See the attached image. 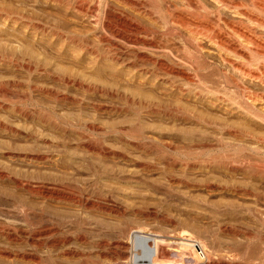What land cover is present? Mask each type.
Returning a JSON list of instances; mask_svg holds the SVG:
<instances>
[{"label":"bare ground","instance_id":"obj_1","mask_svg":"<svg viewBox=\"0 0 264 264\" xmlns=\"http://www.w3.org/2000/svg\"><path fill=\"white\" fill-rule=\"evenodd\" d=\"M44 1L67 3V0ZM75 1L77 3V0ZM98 1V8L74 2L76 9L88 19L89 25H86L90 28L88 27L82 35L70 34L67 37L69 42L79 45L82 51L93 59L105 58L113 65L121 66V70L128 74L126 80L129 79L139 88L147 87L154 92V96L142 94L139 95L141 97H138L137 93H119L115 96L121 101L119 105L107 104V100H92L90 105L95 111H123L132 117L129 125L125 123L111 126L112 128L105 129L104 134L117 136L137 148L151 149L154 153L161 154L164 148V151H168L172 146L156 138V135L146 134L147 127L143 122L162 119L200 128L202 131L199 129V137L207 138L201 140L198 137L201 140L198 143L201 144L193 145L194 149L211 145L213 148H238L234 153L240 154L230 157L229 162L222 167L239 178L229 181L227 191L243 197L246 203L232 205L231 210L234 208L244 219H251L258 228L252 227L255 224L250 226L242 220L218 221L217 228L220 232L234 237L241 235L244 243H237V253L232 249L235 253L228 252L229 254L218 253L221 248L217 245L218 251L217 247L214 251L216 257L214 252L211 253L216 242L212 245L211 239L210 242L206 240L212 245H208L211 249L208 251L203 248L205 245L194 242V239L189 242H171L162 235L145 234L140 232V229L138 232H132L126 223L122 228L118 227L121 229L119 237L121 235L125 240V236L132 232L135 240L132 248L124 241L110 243L108 241L111 239L106 240L105 236H101L94 243V247L101 255L104 253L111 258L108 259L111 260L108 264H264V190L253 187L254 180L264 184V0H180L190 8L187 13L171 10V7L175 6L174 0H117L130 5L131 14L107 0ZM18 11L13 12L12 8L2 5L0 17L14 23L19 22V25L31 30L43 32L47 28L51 34H57L59 37L63 35L59 29L56 30L57 26L51 25L48 20V23L39 18L34 20L31 15ZM114 15L123 21L120 29L112 22ZM139 16L149 22L139 20ZM153 24H159L163 30L176 29L178 33L174 34V38H167L163 30L161 29V33ZM171 38L173 40H170ZM114 41L124 45V49L113 44ZM29 65V62H24L23 68L30 70ZM49 75L55 76L51 72ZM61 95L53 94L56 103H78V99ZM29 101L31 105L38 104L33 100ZM190 105L205 107L218 115L204 114L199 108L200 111ZM30 111L32 115L38 113L39 117L45 118H41L42 122H48L51 128L62 132L70 131L82 135L92 128L78 120L57 118L53 109L39 107L38 111ZM0 133L19 136L26 141L23 144H10L11 146L0 148V158L17 163L16 166H5V163L0 161V184L5 183L12 187L11 191L0 190V264H101L100 260L91 258L90 251L81 247L91 236L90 232L88 234V231L84 230L90 224L85 216L78 213L74 218L62 217L51 208L52 211H49L47 203L60 207H76L79 211L93 209L113 217L123 216L125 209L112 200L113 195H100L103 191L99 190L102 182L110 178L106 169L92 160H87L84 167L75 168L73 163V166L68 164L70 168L72 166L74 174L85 175L78 178L68 173L69 171L64 172L65 169H62V172L59 165L68 163V160L75 161V150L81 149L84 153H97L100 156H115L116 153L91 141L76 149L67 143L53 142L45 137L44 133L18 131L9 126L0 125ZM255 161H261V167L251 165ZM142 166L145 167V164ZM69 167L64 168L68 170ZM211 185L206 183L207 188H211ZM196 236L199 237L198 233ZM253 241L257 242L254 244ZM173 244H176L177 251L171 250Z\"/></svg>","mask_w":264,"mask_h":264},{"label":"rangeland","instance_id":"obj_2","mask_svg":"<svg viewBox=\"0 0 264 264\" xmlns=\"http://www.w3.org/2000/svg\"><path fill=\"white\" fill-rule=\"evenodd\" d=\"M140 1L142 2V0ZM4 2L5 1H2L0 6L6 5L9 9L12 8L13 12L14 10L15 12H19L18 10H21V13L23 12L26 13V15H31L34 20H36V18H39L42 22H46L48 20L51 25L57 26L56 30H60L63 35L59 37L57 34H51L47 28L45 29L46 31H41V33L38 30H31L27 27L21 26L19 25V22L14 23L0 17V125L12 127L16 130L18 129V131L21 130L40 132L42 134L44 133V136L51 139V141L63 144L67 143V145L76 149L85 142L91 141L101 144L107 147L109 151L112 150L116 153L115 156H100L97 155V153H89V155L80 149L81 151H74V157L76 158L73 159H76L77 161L68 160V163H64V165L66 164L65 166L63 164H59L61 171L62 169H65L63 170L64 172L69 171L68 173L78 178L85 177V175H82L81 173L80 176L74 174V170L71 169L73 164L75 168L78 166L84 167L87 164V160H92L106 169L107 173H110L108 175L110 178H106L104 179L105 182H102L104 187L102 185L101 189H99H103L100 195L104 196L105 193L110 195V197L113 195L112 200L122 205L125 209L123 216L113 217L109 214L107 215L106 213L100 211L97 212V210L93 209H84L82 210L84 212L83 213L76 207L61 206V208L59 205L58 207L56 204L53 205L47 203L48 208H46L49 211L53 210V212L55 211V213H59L58 215H62V217L69 216V218H74L78 213H82L88 222H90V227L86 226L87 230H84L86 232L88 231V234L90 232L92 237H89L91 239L88 238L89 243L87 242L81 246L82 249L90 251L89 253L91 254V258L93 260H100L101 264H108L111 261L108 259L111 258L106 256L104 253L101 255L98 249L94 247V243L101 236H105L107 238L106 239L104 237L106 240L111 239L108 241L110 243L115 241H124L128 244H126L128 247L130 246V248H132L135 241L132 232H138L141 230L140 232H144L145 234H153L156 236L162 235L163 238L167 239V241L170 240L171 242H189L194 239V242H198L202 246L205 245L203 248L208 251H211V249H209L210 246L208 245L216 244L213 248L211 247V253L216 251V247L218 251L219 246L221 249L219 248L220 251H218V253H237V247L235 246L237 243H244L243 237L241 235H238L240 237H234L230 234L222 233L219 228H217L219 227L217 225H219L218 223L222 219L237 221L242 220L250 226H252V223L253 225L255 224L251 219H244L241 216V213H237V211L235 212L234 208L231 210L232 205L234 206L241 202L246 203V200L237 194L227 191V187L230 186L229 181L232 182L233 180H238L239 178H237L238 176L235 174L234 175L236 177L232 175L233 173L225 170L222 166L229 162L231 158L240 154L238 152L234 153L239 149H234V146H231L232 148L230 146H214L213 148L212 145L211 147L194 149L192 148L193 145L196 146L199 141L207 138L199 137V133L202 130L200 128H194L195 126H192V128L191 125L187 124L181 125L180 122L179 124L178 122L171 120L165 121L162 119H153L145 120L143 122V124L147 127L145 130L146 134H152L151 136L156 135V138L164 141L165 144H170L172 146V149L168 151H164V148L161 154H157L156 152L154 153V150L151 149L137 148L127 141L125 142L121 140L117 136H112L106 133L104 134L106 128L108 129L109 127L112 128L114 126L125 125V123L129 125L132 121V117L128 112L125 113L123 111H95L90 105L91 102L94 100H107V104L111 105L112 103L119 105L121 104V101H119L117 97L115 98V96L119 93L122 94L123 92V95H125V93L135 95L138 94V97H141L142 94L154 96V92L150 91L147 87L139 88L129 81V79L126 80L127 73H125V70H121V66H116L115 64L113 65L112 62H109L105 58L93 59L92 56L90 57L82 51L83 49L79 45L75 44V46L73 43L69 42L67 37H69L70 34L82 35V33L84 34V32L90 28L87 26L89 25L87 21L88 19L83 16L81 11L76 9L75 0H67V3L64 1L61 3H49L44 0H6L5 3L7 4ZM78 2L84 4L85 6L87 5V7H96V5H99V3H97L99 2L98 0H77V3ZM107 2L112 5L114 4V6L121 8L130 14L132 13L130 5L127 3L124 4L117 0H107ZM143 2L145 1L143 0ZM173 3L175 6L171 7V10L176 9L184 13L190 11V8H188L180 0H174ZM102 7L103 6H101V8ZM96 8H98V6ZM105 8L104 12L106 11ZM115 16L116 15L113 16L114 19L112 18V22L113 24L115 23L116 28L120 29L123 21L120 17ZM140 19L143 22H149L142 16H139V20ZM48 21L46 23H48ZM155 25L157 24H153V26L161 32V26L159 24L158 26ZM166 30H163L162 32H164L163 34H165L167 38H174V34L177 35L178 33V30L176 31V29L173 28ZM170 40L173 39L171 38ZM113 44L117 46L119 45V47L121 46L120 48L124 49V45H121L119 42L114 41ZM24 62H29L31 65V67L29 65V68H31L30 70L25 67L23 68ZM50 72L55 75L56 78H54L55 76H50ZM144 91H146V93ZM53 94H62L61 96L63 97L66 96L78 99V103H68L65 101H59L56 103L52 97ZM111 95L113 96L111 97ZM29 100H33V102H37L38 104L31 105ZM117 100L120 103H118ZM190 106L194 107L192 105ZM39 107L48 108L50 110L53 109L56 112V117L58 116L57 118L78 120L81 124H88L87 126H91L92 128H90L89 131L86 130V133H82L83 136L76 134L75 132H62L61 130L53 129L49 126L48 122L41 121V118L43 117H39L38 113L35 112L36 115H32L30 110L36 109V111H38ZM199 107L200 106L194 108L198 111L201 110L200 112H204V114L207 115L217 114L213 110L205 107ZM198 137L201 138V140H199ZM19 138V136H7L5 133H0V148L8 147L10 144H23V142H26L24 139ZM77 156L81 157L78 159ZM0 161L1 163L4 162L5 164H3L5 166H10L12 164V166L17 165L16 161H8L4 158H0ZM255 162L250 164L253 166L255 165L256 167H261V161ZM68 164H72L71 168ZM76 164L78 165L76 166ZM142 164H145V167L142 166ZM263 165L264 162L262 166ZM67 166L69 167L68 170H66V168H68ZM256 181L257 180L253 181V187H257L259 189L263 188L262 190H264L263 182L259 183L260 181ZM206 183H211V188H207ZM0 190L1 192L8 190L11 191L12 187L10 185L8 186V184L1 183ZM50 208L52 210H50ZM150 210L151 212H149ZM147 212H149L148 215ZM125 223L129 224L132 232L130 235L125 236L124 240V237L121 235L119 237V233L121 231L119 228H122V225ZM252 227L258 228L256 224ZM196 231L199 237L196 236ZM212 231L213 233L211 234ZM206 232L209 234L207 235ZM229 235L231 236V239L228 237ZM216 239L217 241H215ZM206 240L208 242L211 241V244H208ZM205 241L206 244L204 243ZM213 242L216 243L214 244ZM256 242L253 241L254 244ZM137 243L140 245V241ZM175 245L176 244H173L171 246V250H178ZM232 249L235 250V252L232 251ZM214 255L215 257L217 256L215 252Z\"/></svg>","mask_w":264,"mask_h":264}]
</instances>
